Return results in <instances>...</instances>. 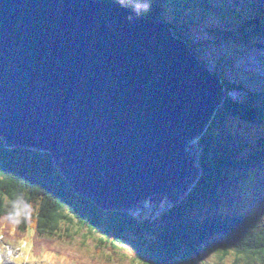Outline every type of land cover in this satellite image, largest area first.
I'll return each instance as SVG.
<instances>
[{
    "label": "water",
    "instance_id": "1",
    "mask_svg": "<svg viewBox=\"0 0 264 264\" xmlns=\"http://www.w3.org/2000/svg\"><path fill=\"white\" fill-rule=\"evenodd\" d=\"M225 96L164 20L104 0H0V139L48 152L103 210L180 203Z\"/></svg>",
    "mask_w": 264,
    "mask_h": 264
},
{
    "label": "trees",
    "instance_id": "2",
    "mask_svg": "<svg viewBox=\"0 0 264 264\" xmlns=\"http://www.w3.org/2000/svg\"><path fill=\"white\" fill-rule=\"evenodd\" d=\"M137 1L140 5L135 8ZM123 4L146 17L164 20L197 59L198 45L185 35L195 22L206 26L210 21L213 39L247 44L254 36L253 45L264 47L258 42L264 41V0H128ZM165 13L172 19L168 20ZM222 60L214 61L215 69L200 60L220 77L226 96L198 139L201 175L180 203L152 221L143 214L103 210L73 191L52 165L48 152L6 148L0 139V231L33 248L62 246L82 251L89 264H206L200 257V248L206 243L216 255L209 264H264V208L247 215L195 217L194 211L200 206L215 202L216 187L225 181L231 167L248 168L264 158V137L249 158L240 162L231 160L232 149H224L214 140L212 129L225 115L246 121L264 117V89L251 91L244 98H232L230 91L244 88L223 77L224 66L229 65ZM210 237L213 241L208 240ZM231 253L233 259L227 262ZM80 257L71 253L60 258L81 262Z\"/></svg>",
    "mask_w": 264,
    "mask_h": 264
},
{
    "label": "rangeland",
    "instance_id": "3",
    "mask_svg": "<svg viewBox=\"0 0 264 264\" xmlns=\"http://www.w3.org/2000/svg\"><path fill=\"white\" fill-rule=\"evenodd\" d=\"M120 1L128 2V0L118 2ZM139 5L140 2L137 1L133 7L137 8ZM165 16L168 20L172 19L168 13H165ZM209 23L211 22L206 21V26H202L201 23L195 22L185 35L192 44L198 45L196 51L199 54V60H206L211 68L215 69L213 64L216 59H223V63L228 62L229 66H224L223 77L234 84H242L244 88L230 91L228 95L238 99L246 97L251 91L264 89V47L253 45L254 36L250 37L247 44L226 43L213 39L211 37V35L214 36L213 27L208 26ZM258 42L261 43V40L258 39ZM212 131L214 140L223 145L222 148L233 150L231 160L240 162L249 158L248 155L257 148L258 140L264 137V117L262 119L259 117L255 121H246L239 116L225 115L221 122H218L217 127L214 125ZM216 191L218 195L215 202L200 206L194 211L195 217L204 218L214 214L224 216L229 213L247 215L261 212L264 208V158L248 168L238 165L231 167L226 173L225 181L216 187ZM138 214L146 215L149 221L158 216L152 217L147 210ZM3 235H5L4 238ZM9 237L8 233L0 231V264H84L87 262L82 251H70L62 246H51L49 250H46L44 246L33 248L24 240L15 241ZM213 238L210 237L208 240L213 241ZM70 252L81 256V262H68L60 258L69 257ZM200 257L206 264L216 260L215 252L209 250L207 243L201 246ZM232 259L233 253L228 257L227 262Z\"/></svg>",
    "mask_w": 264,
    "mask_h": 264
},
{
    "label": "bare ground",
    "instance_id": "4",
    "mask_svg": "<svg viewBox=\"0 0 264 264\" xmlns=\"http://www.w3.org/2000/svg\"><path fill=\"white\" fill-rule=\"evenodd\" d=\"M119 1V0H118ZM127 1V0H126ZM121 2V1H120ZM224 81V80H223ZM226 88V87H225ZM67 255V254H66ZM71 255V254H70ZM65 256V255H64ZM24 256H22L23 258ZM63 258V257H62ZM83 258V257H82ZM74 259V258H73ZM63 264V263H62ZM85 264H89L88 262H86Z\"/></svg>",
    "mask_w": 264,
    "mask_h": 264
},
{
    "label": "clouds",
    "instance_id": "5",
    "mask_svg": "<svg viewBox=\"0 0 264 264\" xmlns=\"http://www.w3.org/2000/svg\"><path fill=\"white\" fill-rule=\"evenodd\" d=\"M135 214H137V213H135Z\"/></svg>",
    "mask_w": 264,
    "mask_h": 264
}]
</instances>
